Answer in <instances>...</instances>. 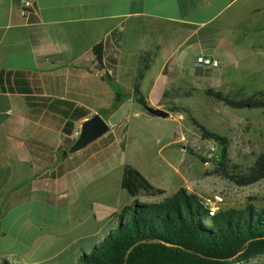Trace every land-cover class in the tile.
<instances>
[{"label": "crops", "instance_id": "1", "mask_svg": "<svg viewBox=\"0 0 264 264\" xmlns=\"http://www.w3.org/2000/svg\"><path fill=\"white\" fill-rule=\"evenodd\" d=\"M36 6L38 16L24 19L17 0H0V262L28 245L37 251L59 239L75 244L80 239L62 238L61 230L76 228L94 205L107 218L132 201L120 188L124 163L119 182L108 188L105 176L97 183L89 175L61 183L64 175L75 177L87 153L62 177L49 174L59 165L56 150L47 154L50 160L34 155L35 141L57 147L77 136L78 123L68 135L50 109L59 99L94 113L114 102L134 108L133 96L141 95L165 110L182 107L193 93L217 90L245 64L264 67V0H36ZM107 38L116 67L100 60L104 70L95 73L93 47ZM200 56L219 64L195 66ZM203 70L209 76L197 74ZM2 74L4 88L16 83L25 93L4 89Z\"/></svg>", "mask_w": 264, "mask_h": 264}, {"label": "rangeland", "instance_id": "2", "mask_svg": "<svg viewBox=\"0 0 264 264\" xmlns=\"http://www.w3.org/2000/svg\"><path fill=\"white\" fill-rule=\"evenodd\" d=\"M245 65L241 75L232 78L224 76L217 90L234 94L240 86H244L245 97L264 89V67L260 63L256 66ZM197 74L209 76L210 73L203 70ZM192 96L182 103L183 109L176 112L165 109L170 112V117L165 119L147 114L138 104L129 109L125 103L118 106V102H114L106 110L99 109L98 113L111 126L117 141L107 147L104 145L97 153L83 155L75 177L64 175L61 183L67 184L72 178L84 181L87 175L92 182L97 183L96 178L105 176L108 188H112L119 182L120 165L130 163L141 168L168 193L183 187L204 200L220 195L221 208H242L247 204L264 208V179L251 185L238 186L230 180L210 174L222 145L215 143L214 158L210 162L204 163L197 158V155L206 156L209 153L213 141L205 139L189 118L190 114L209 131L225 136L233 161L249 162L255 153L264 150V109H233L215 100L212 92L193 93ZM103 157L104 160H101ZM88 167V172H82ZM100 210L94 205L76 228L74 225L61 230L60 237L70 239L74 236V241L80 239L77 243L70 244L59 239L58 244L55 241L48 243V250L42 248L37 251L31 250L28 245L25 252H15V257L9 255L7 260L17 264L21 262L17 260L18 256L24 255L26 262L22 263L25 264H77L78 256L85 251L91 252L93 249L90 248L101 242L116 221L115 214L119 210L108 212L107 218ZM236 264H264V254Z\"/></svg>", "mask_w": 264, "mask_h": 264}, {"label": "trees", "instance_id": "3", "mask_svg": "<svg viewBox=\"0 0 264 264\" xmlns=\"http://www.w3.org/2000/svg\"><path fill=\"white\" fill-rule=\"evenodd\" d=\"M93 50L99 60H104L112 70L115 69L118 60L113 55L115 45L110 38L94 46ZM5 76L1 75L2 87ZM4 89L25 93L16 83H7ZM212 94L215 100L233 109H264V89L245 97L244 86H240L234 94L219 90ZM116 98H119L117 93ZM57 105L50 109L62 117L63 132L68 135L77 130L79 120L92 114L90 110L70 101L59 99ZM180 109L183 108H168L172 112ZM189 118L205 139L222 145L210 174L238 186L251 185L264 179V150L255 153L249 162H235L229 156L225 136L209 131L190 114ZM114 139V133L110 131L80 154L92 152L101 144L112 143ZM35 143L40 146L34 151L38 159L50 160L47 154L57 151L59 165L53 166L49 173L52 177H62L79 156H63L70 143L56 147V143H47L45 138ZM197 158L204 163L210 162L206 156L197 155ZM120 188L132 201L121 207L105 237L90 248L93 249L91 252L85 251L80 255L77 264H236L264 254V208L252 204L242 208L220 207L211 216L204 199L198 195L183 187L168 193L166 189L153 185L129 163L122 166ZM0 264L12 263L3 259Z\"/></svg>", "mask_w": 264, "mask_h": 264}, {"label": "water", "instance_id": "4", "mask_svg": "<svg viewBox=\"0 0 264 264\" xmlns=\"http://www.w3.org/2000/svg\"><path fill=\"white\" fill-rule=\"evenodd\" d=\"M90 70L100 73L104 70V65L97 59L91 65ZM133 100L147 114L160 118H169L170 112L162 108L152 106L147 99L141 95L133 96ZM111 131V126L106 122L98 112L82 118L78 122V134L73 142L63 152V156L73 157L88 149L92 144L101 140Z\"/></svg>", "mask_w": 264, "mask_h": 264}, {"label": "built area", "instance_id": "5", "mask_svg": "<svg viewBox=\"0 0 264 264\" xmlns=\"http://www.w3.org/2000/svg\"><path fill=\"white\" fill-rule=\"evenodd\" d=\"M19 3V16L24 19L29 18L30 16H38V9L36 6V0H17ZM195 66L202 67V66H218L219 62L214 59L205 58L203 56L197 57L194 61ZM139 114V113H138ZM76 135L78 132L75 133ZM215 153V142H211L210 151L206 155L209 159L214 158L213 155ZM222 201V197L220 195H215L213 199L204 200L206 204L209 214L212 216L214 215L219 209V204Z\"/></svg>", "mask_w": 264, "mask_h": 264}]
</instances>
